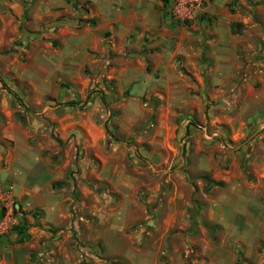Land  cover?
<instances>
[{"label":"rangeland","instance_id":"1","mask_svg":"<svg viewBox=\"0 0 264 264\" xmlns=\"http://www.w3.org/2000/svg\"><path fill=\"white\" fill-rule=\"evenodd\" d=\"M171 1L154 68L150 35L78 26L86 0H0V264H264V0Z\"/></svg>","mask_w":264,"mask_h":264},{"label":"crops","instance_id":"2","mask_svg":"<svg viewBox=\"0 0 264 264\" xmlns=\"http://www.w3.org/2000/svg\"><path fill=\"white\" fill-rule=\"evenodd\" d=\"M49 2H58V0H48ZM90 3L88 9L89 18H94L97 21V27L95 33L105 31L109 33V37L113 38H126L131 35L132 38L139 39L142 36H149L154 41L151 42V46H156L157 49L152 50L150 60L154 68H161L167 63L166 53L163 48V42L167 40L165 33H170L167 26L168 18L166 15V7L162 5V0H86ZM215 3H225L227 0H212ZM206 4L202 7V11H205ZM215 30V29H214ZM156 33V35H154ZM149 39L146 41L148 42ZM226 52L229 50L227 46H220ZM148 56V55H147ZM164 60V64H163ZM37 185L32 184V187L21 186L14 191L17 199L27 200L31 207L40 212L38 223L42 229L53 228L57 226V209L59 204L52 198V193L46 189L41 193L35 189ZM33 188V189H31ZM36 230L40 228H30ZM113 233L119 231L117 226H114ZM28 230V231H29ZM46 231V232H45ZM42 234H47V230H42ZM110 231L106 232L105 242L109 244ZM29 234V233H28ZM60 234V231L52 234L50 237H55ZM93 238V237H91ZM102 238V235H101ZM108 238V239H107ZM111 242V240H110ZM113 244V243H112ZM111 246V245H110ZM9 248H16L8 246ZM112 247V246H111ZM113 248V247H112ZM115 251V250H114ZM40 254V253H39ZM20 262H27L25 254H21ZM54 254L43 255L39 261L44 264L46 261H52ZM18 259L16 254H11V261ZM150 261L137 260L135 264H150ZM214 264H229L228 262L214 261Z\"/></svg>","mask_w":264,"mask_h":264},{"label":"built area","instance_id":"3","mask_svg":"<svg viewBox=\"0 0 264 264\" xmlns=\"http://www.w3.org/2000/svg\"><path fill=\"white\" fill-rule=\"evenodd\" d=\"M206 2L207 0H172L169 5V17L179 22L192 20L196 12L201 11ZM6 198H9L8 195Z\"/></svg>","mask_w":264,"mask_h":264},{"label":"trees","instance_id":"4","mask_svg":"<svg viewBox=\"0 0 264 264\" xmlns=\"http://www.w3.org/2000/svg\"><path fill=\"white\" fill-rule=\"evenodd\" d=\"M236 0H234V2H235ZM73 9H74V12H78L79 10L75 7V6H73ZM83 10V12L84 13H87V10L86 9H82ZM168 17H169V13H168ZM170 18V17H169ZM76 24L78 25V26H80V25H88V26H94L95 25V20L93 19V18H89V19H77L76 20ZM146 71H147V68H146ZM10 93L13 95V96H15V94L13 93V92H11L10 91ZM66 104H73V103H66ZM201 179L203 180V182L205 183V184H207V185H210V184H213V185H220V183H215V182H213V181H211V180H209L207 177H205V176H203V177H201ZM16 230H17V228H16ZM17 234L18 235H21L22 233L21 232H17ZM26 237V235L24 236V238Z\"/></svg>","mask_w":264,"mask_h":264}]
</instances>
